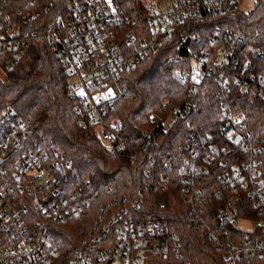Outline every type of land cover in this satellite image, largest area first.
Masks as SVG:
<instances>
[{"label":"trees","instance_id":"1","mask_svg":"<svg viewBox=\"0 0 264 264\" xmlns=\"http://www.w3.org/2000/svg\"><path fill=\"white\" fill-rule=\"evenodd\" d=\"M113 1L128 16L143 0ZM71 13L72 0H0L5 163L38 161L61 177L57 208L46 215L30 206L29 219L37 216L48 224L56 259L62 262L97 252L95 230L103 218L120 212L136 222L166 221L180 240L185 264H226L216 240L203 231L231 197L227 190L216 193L226 183L224 176L234 168L247 178L252 173L260 182L259 208L253 210V200L245 197L239 214L258 217L264 209V149L256 150V145L264 148V95L243 89L238 81L255 82L264 90V0H257L249 12H204L205 21L180 26L173 36L159 40V50L125 69L118 86L122 93L108 110L119 121L111 144L97 136L93 123L83 120L68 66L58 45L45 35ZM128 25L122 29L128 31ZM184 34L200 39L190 38L178 47ZM246 40L255 49L233 65L227 76L230 87L214 75L191 90L193 59L214 61L223 44L233 42L242 50ZM182 70L185 76L179 74ZM186 105L190 112L178 114ZM225 109L246 114L243 132H250V138H228L221 128ZM245 234L230 225L225 238ZM261 261L254 256L245 263Z\"/></svg>","mask_w":264,"mask_h":264},{"label":"built area","instance_id":"2","mask_svg":"<svg viewBox=\"0 0 264 264\" xmlns=\"http://www.w3.org/2000/svg\"><path fill=\"white\" fill-rule=\"evenodd\" d=\"M242 1L143 0L141 7L127 16L119 11L113 0H72L71 16L60 19L45 35L58 45L68 66L69 82L75 95L81 99L77 107L83 112V120L93 123L97 136L111 144L116 140L115 129L119 121L108 110L114 107V99L122 93L118 86L124 70L135 67L141 59L159 50V40L164 36H173L180 26L202 23L205 21L204 12L221 15L242 9ZM125 22L129 24L128 31L122 29ZM242 36L239 38L243 41ZM190 38L200 39L199 36L184 34L178 47ZM244 46L240 50L228 41L222 45L216 60L196 62L193 59L189 70L191 90L197 91L205 77L214 75L224 82V86L230 87L227 76L234 71L233 65L239 63L240 55L250 54L255 49L248 40ZM179 74L185 76L186 72L182 70ZM238 81L242 82L243 89L264 95V90L257 83L241 78ZM189 112L188 105L177 111L183 115ZM245 119L244 112L225 109L222 131L232 141L241 139L244 142L250 138V132H243ZM4 142L0 130V264L186 263L181 257L180 240L175 232H171L166 221L149 219L136 222L131 217L125 218L128 214L120 212L103 218L95 230L93 236L97 252L59 261L49 238L48 224L41 222L37 216L29 219L26 211L31 206L49 215L52 209H56L62 189L61 177L38 161L26 159L12 166L7 165ZM263 149L256 145V150ZM259 161L257 158L256 162ZM202 170L205 172L208 169L204 166ZM250 176H243L239 168L224 176L226 183L216 193L223 195L227 190L231 197L220 205L214 223L206 224L203 230L216 240V247L222 252L226 264H264V209L258 217L239 214L245 197L253 200V210L259 208L256 194L260 192V182L254 179L252 173ZM24 196L28 197V202L23 199ZM240 219L253 221L255 226L251 230L243 229L238 226ZM230 225L246 231L245 236L226 239L225 233ZM254 256H258L261 263H245L247 258Z\"/></svg>","mask_w":264,"mask_h":264},{"label":"rangeland","instance_id":"3","mask_svg":"<svg viewBox=\"0 0 264 264\" xmlns=\"http://www.w3.org/2000/svg\"><path fill=\"white\" fill-rule=\"evenodd\" d=\"M256 2H257V0H243L242 4H241L242 9L245 10L246 12H249L255 7ZM3 76H4V72L0 68V77H3ZM238 226L243 228V229L251 230L255 226V222L240 219L238 221Z\"/></svg>","mask_w":264,"mask_h":264},{"label":"water","instance_id":"4","mask_svg":"<svg viewBox=\"0 0 264 264\" xmlns=\"http://www.w3.org/2000/svg\"><path fill=\"white\" fill-rule=\"evenodd\" d=\"M109 262H110V261H109ZM109 262H108V263H109Z\"/></svg>","mask_w":264,"mask_h":264}]
</instances>
